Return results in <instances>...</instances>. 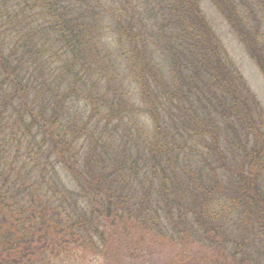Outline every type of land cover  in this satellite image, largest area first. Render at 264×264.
Listing matches in <instances>:
<instances>
[{
	"label": "trees",
	"instance_id": "obj_1",
	"mask_svg": "<svg viewBox=\"0 0 264 264\" xmlns=\"http://www.w3.org/2000/svg\"><path fill=\"white\" fill-rule=\"evenodd\" d=\"M185 1L184 12L200 27L173 36V62L183 66L177 83L160 86L162 97L147 90L151 100L141 115L155 123L150 137L136 119L127 123L116 93L101 90L86 61L97 6L85 0H0V256L22 245L28 252L34 236L50 227L88 245L95 237L103 240L108 224L133 226L174 213L179 218L173 196L184 183L195 190L201 175L191 169L213 175L205 157L208 127L227 124L230 131L231 120L247 117L252 107L234 71L224 62L220 67L219 45L206 34L198 9ZM201 31L209 44L198 46ZM81 99L85 107L79 110ZM225 137L231 145L216 152L217 165L224 174L242 171L241 161L255 149L238 143L242 160L233 157L232 164L221 154L234 152L236 142ZM263 144L257 142L259 161ZM254 163L250 168L264 176L263 162Z\"/></svg>",
	"mask_w": 264,
	"mask_h": 264
},
{
	"label": "rangeland",
	"instance_id": "obj_2",
	"mask_svg": "<svg viewBox=\"0 0 264 264\" xmlns=\"http://www.w3.org/2000/svg\"><path fill=\"white\" fill-rule=\"evenodd\" d=\"M85 1L100 10L88 33L86 61L94 67L91 73L103 92L116 93L115 100L121 107L118 110L126 111L123 116L127 123L130 118L136 119L150 136L155 132V123L141 115L147 109L145 101L151 100L147 90L155 91L156 98L162 97L160 86L177 83L183 66L173 62V36L185 28L200 26L194 24L190 11L184 12L188 7L185 0ZM187 1L198 9L206 34L217 41L220 67L224 62L225 68L234 71L252 107L249 116L231 120L230 131L226 132L227 124L208 127L212 132L204 134L208 141L204 147L210 148L205 157L216 169L213 175L208 178L203 170L199 173L191 169L196 176L201 175L194 183L195 190H187L184 183L173 196L181 206L179 218L174 213L161 220L152 216L133 226L108 224L103 228V240L95 237L88 245L50 227L42 231L43 236H34L28 252L22 245L0 256V264H264V176L249 165L255 164L254 160L264 164V152L260 161L256 152L257 142L258 147L264 143V0ZM197 39L194 41L198 46L209 44L204 31ZM188 59L192 57L188 55ZM93 96L90 94L89 100L94 101ZM79 102L77 108L82 110L85 100ZM232 127L240 137L232 133ZM226 133L236 142L234 152L221 154L230 163L233 157L242 160L241 152L237 153L238 143L243 142L248 151L255 149L253 157L241 161L242 171L224 174L222 164L217 165L216 152H224L228 144ZM197 145L202 153V144ZM170 201L164 200L166 204ZM23 254L27 255L25 259Z\"/></svg>",
	"mask_w": 264,
	"mask_h": 264
}]
</instances>
